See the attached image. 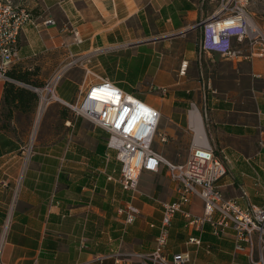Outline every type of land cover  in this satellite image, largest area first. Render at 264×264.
Instances as JSON below:
<instances>
[{"label":"crops","instance_id":"crops-1","mask_svg":"<svg viewBox=\"0 0 264 264\" xmlns=\"http://www.w3.org/2000/svg\"><path fill=\"white\" fill-rule=\"evenodd\" d=\"M12 2L26 8L35 25L21 31L9 72L47 83L76 61L69 71L78 70L55 88L62 102L75 103L83 81H94L85 75L90 70L156 108L161 117L158 132L168 139L185 136L181 151L188 153L187 114L192 111L197 128L225 165L226 176L217 182L223 198L243 209L264 207V58L251 55L246 42L235 41L234 46L241 47H234L238 56L225 58L235 61L233 69L243 76L229 82L248 86L225 95L211 89L214 78L209 76L220 73L214 59L222 56L200 53L199 46L200 24L214 13V0ZM47 20L54 23L44 26ZM184 61L186 74L180 76ZM12 83L27 89L19 81ZM4 86L0 80V262L113 264L116 255L153 252L160 203L173 201L179 186L166 167L141 172L138 196L132 197L107 178L117 177L121 169L115 152L106 148L108 134L65 103L50 102L39 118V102L34 114L13 111L6 117ZM155 88H165L167 94L161 96ZM33 129L39 138L35 152L28 155L26 142ZM128 201L140 215L126 226L119 211ZM188 209L201 216L203 205L193 197ZM172 221L169 260L188 253L190 264H250L245 253L234 249L232 230L215 236L209 224L188 227L180 215ZM191 235L201 238L200 247L187 242Z\"/></svg>","mask_w":264,"mask_h":264},{"label":"built area","instance_id":"built-area-1","mask_svg":"<svg viewBox=\"0 0 264 264\" xmlns=\"http://www.w3.org/2000/svg\"><path fill=\"white\" fill-rule=\"evenodd\" d=\"M219 1L214 13L200 24L202 35L199 52L236 58V41L246 42L252 51L251 55L264 58V34L248 10L252 0ZM53 23L52 20H47L43 25ZM28 25H35V22L26 8L15 5L12 0H0L2 81H11L6 73L17 58V43L21 31ZM74 37L76 42H80L78 31H74ZM75 64L76 61L66 64L46 83L44 91L52 88L56 94L55 88L63 74ZM187 66L186 61L181 63L180 76L186 74ZM85 75L93 77L94 81H83L74 104L62 102L59 97L58 100L61 104H67L77 116L108 134L106 148L115 152V159L121 165L118 176L110 174L108 180H115L124 192H129L134 197L140 173H155L161 166H165L171 180L179 184L176 198L171 202L160 203L162 211L153 252L116 255L113 264H190L188 253L175 254L171 260L167 257L169 231L175 215H180L188 227L201 228L204 224H209L215 236H220L226 229L232 230L234 249L245 253L248 263L264 264V207L252 205L243 209L235 201L223 198L217 182L226 176L225 165L215 155L205 133L197 128L195 117L190 116L192 111L187 114L188 130L191 133L190 150L184 163L175 165L167 162L153 147L157 139L160 143L167 141V137L158 132L161 121L159 111L118 88L108 78L97 77L90 70H86ZM153 90L161 96L167 94L165 88ZM32 91L37 93L39 89L34 87ZM193 197L203 205L201 216L193 215L188 209ZM119 212L123 215L126 226L134 224L140 215L139 208L132 201L126 202ZM187 242L195 247L201 246V238L194 235Z\"/></svg>","mask_w":264,"mask_h":264},{"label":"rangeland","instance_id":"rangeland-1","mask_svg":"<svg viewBox=\"0 0 264 264\" xmlns=\"http://www.w3.org/2000/svg\"><path fill=\"white\" fill-rule=\"evenodd\" d=\"M214 1L216 2L217 5L220 2L219 0H214ZM248 10L251 14L253 21L256 23V25L260 28L261 32L264 34V0H252V3H251ZM234 47L236 50H239V51L241 49V47L239 48L238 46H234ZM214 62L217 65V67L219 68L220 73L211 75V77L209 76V78H214L213 79L214 82L211 83V89L216 88L218 91V94L225 95L227 93V91H231V89L236 90V88H238V87L239 88L244 87L243 89H245L248 86V85H246L245 82L243 84H241V86L240 85H234V83L229 82V79H232L234 77L241 78V76H243L242 71L237 70V69H235V70L233 69L234 68L233 65L235 64V61H229L226 58L224 59L222 57H219V58L214 59ZM77 70L76 69L70 70V71L68 70L63 75L62 80L67 76V74L69 72L77 71ZM78 76L81 77V74ZM204 77H206V76H204ZM88 81H90V79H88ZM45 85H46V83H41V87L39 88V92H37L38 97H39L38 102H40V99H41L43 93L45 94V92H46V91H44ZM50 102H53L55 104H61L59 102L54 101L53 99L50 100L49 103ZM49 103H47V105H49ZM191 108H193V106H191ZM191 110H193V109H191ZM39 125H38V127H39ZM38 127H37V129H38ZM37 129L35 132H34V130L32 132H30L28 135L29 137L27 139L26 148H25L26 154H28V155L33 154L35 152V143H36L37 139L39 138ZM186 141H187V138L185 136L179 135V137H177V138H173V139L167 138V141L165 143H160L159 140L157 139V140H155L153 147L155 150L162 153V155L167 159L168 162H171L172 164H183L184 160L188 156V152H186V151L182 152L181 151V149L186 144ZM138 190H139V181H138V186L136 189L137 193H135V195H134L135 197L138 196V193H139Z\"/></svg>","mask_w":264,"mask_h":264},{"label":"trees","instance_id":"trees-1","mask_svg":"<svg viewBox=\"0 0 264 264\" xmlns=\"http://www.w3.org/2000/svg\"><path fill=\"white\" fill-rule=\"evenodd\" d=\"M6 75L11 79V81H5L2 107L3 111H6V109L8 111L6 113L3 112L4 115L10 118L13 111L34 114L39 101L38 94L34 91L32 92L26 89L25 87L16 86L12 82L19 81L25 86L30 87H41V83L35 81L31 82L26 73L15 75L12 72L7 71Z\"/></svg>","mask_w":264,"mask_h":264},{"label":"bare ground","instance_id":"bare-ground-1","mask_svg":"<svg viewBox=\"0 0 264 264\" xmlns=\"http://www.w3.org/2000/svg\"><path fill=\"white\" fill-rule=\"evenodd\" d=\"M49 93H51V94H49ZM49 95L51 96L50 98L48 97ZM49 99H53L54 101L59 102L58 97L56 96V94L54 93L52 88L48 89L47 92L42 96L40 103H39V111L37 114V118L39 117L40 114H42L44 112L45 108L47 107L46 105L49 102ZM37 118H36V120H37Z\"/></svg>","mask_w":264,"mask_h":264},{"label":"water","instance_id":"water-1","mask_svg":"<svg viewBox=\"0 0 264 264\" xmlns=\"http://www.w3.org/2000/svg\"><path fill=\"white\" fill-rule=\"evenodd\" d=\"M26 87H27V89H29V90H31V91H32L33 88H34V87H30V86H26ZM40 116H41V114L39 115V117H40ZM39 117H38V118H39Z\"/></svg>","mask_w":264,"mask_h":264}]
</instances>
